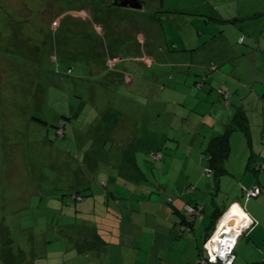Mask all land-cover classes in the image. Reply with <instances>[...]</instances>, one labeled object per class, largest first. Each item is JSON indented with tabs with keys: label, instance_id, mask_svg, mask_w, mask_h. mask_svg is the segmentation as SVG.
Returning <instances> with one entry per match:
<instances>
[{
	"label": "rangeland",
	"instance_id": "rangeland-1",
	"mask_svg": "<svg viewBox=\"0 0 264 264\" xmlns=\"http://www.w3.org/2000/svg\"><path fill=\"white\" fill-rule=\"evenodd\" d=\"M251 1L0 0V264H80L131 134L146 167L248 108Z\"/></svg>",
	"mask_w": 264,
	"mask_h": 264
},
{
	"label": "crops",
	"instance_id": "crops-1",
	"mask_svg": "<svg viewBox=\"0 0 264 264\" xmlns=\"http://www.w3.org/2000/svg\"><path fill=\"white\" fill-rule=\"evenodd\" d=\"M251 3L253 10L244 18L249 16L255 21L247 31L250 41L258 43L253 60H250L252 75L258 71V66L264 70V0H252ZM254 81L253 101L248 108L244 104L236 110L228 124L227 120L222 122L219 132L215 125L210 126L214 130L209 137L202 142L200 137L193 138L192 144L188 142L186 148H182L181 138L172 135L171 156L164 152L158 157L151 155L160 149H150L143 154L146 167L151 165L147 170L138 160V143H131L135 141V135H130L125 146L118 149L123 152L122 158L120 153L111 157H117L121 163L110 172L114 171L117 180L107 194L110 198L106 202L105 215L102 220L97 215L96 225L84 226L87 228L83 231L88 232L85 243L87 250L91 251L80 264H200L203 242L212 235L219 220H214L216 214L225 213L235 202L240 203L244 211L257 221L238 239L235 264H264V169L252 170L264 165V72ZM238 91L236 95H240L241 89ZM247 91L245 88V93ZM235 98L230 97L232 103L225 104L235 107L238 103ZM249 98L251 100V96ZM252 109L256 111L254 122L247 116V111ZM239 111L245 114L250 138L242 129L234 130L230 135V153L223 171L215 176L213 169V173L208 175L206 171L211 166V156L205 150L212 139L228 130ZM104 136H107L106 131ZM104 144L102 150L105 152L107 142ZM130 149L133 150L130 157L139 168H130L129 154L126 157L124 154ZM111 153L109 149L107 154ZM166 156L172 159H166ZM251 159V166L248 167ZM154 160L157 165L152 164ZM128 168L129 174L124 175L123 170ZM92 172L93 166L89 173ZM157 175L160 176L158 181L155 180ZM109 184L112 186L110 182L104 183L106 188H110ZM253 186H260L261 194L244 200L245 189ZM88 187L92 189L89 184ZM111 199L115 201L109 203ZM186 203L202 205L203 216L187 215L184 211ZM79 251L83 250L79 248ZM84 254L87 256V252Z\"/></svg>",
	"mask_w": 264,
	"mask_h": 264
},
{
	"label": "built area",
	"instance_id": "built-area-1",
	"mask_svg": "<svg viewBox=\"0 0 264 264\" xmlns=\"http://www.w3.org/2000/svg\"><path fill=\"white\" fill-rule=\"evenodd\" d=\"M160 156L159 154L154 157ZM207 174L211 175L212 170L207 169ZM261 194L259 186H253L250 189H245L243 198L248 201ZM238 204L241 210L245 213V217L240 221L227 220L226 215L230 209ZM186 213L193 216H203V206H185ZM257 221L244 211L240 203H232L227 211L219 218L215 231L207 237L203 243V256L200 258V264H235L236 246L240 236L256 225Z\"/></svg>",
	"mask_w": 264,
	"mask_h": 264
},
{
	"label": "trees",
	"instance_id": "trees-1",
	"mask_svg": "<svg viewBox=\"0 0 264 264\" xmlns=\"http://www.w3.org/2000/svg\"><path fill=\"white\" fill-rule=\"evenodd\" d=\"M258 15H255V16H258ZM38 121L42 122L43 124H46V122L45 121H42L41 119H39ZM238 128L239 129H242L246 133L247 137L250 138L249 131H248V127H247V121L245 120V114H244L243 111H239L238 112V114L236 115L234 121L228 126V130L223 135L218 136V137L212 139V141L210 142L208 148L205 150L206 152L210 153V156H211L210 159H209L210 164H211L210 169L212 170V173H213V169H214L215 176H219L220 173L223 171L222 168H223L224 163H225V161L228 158L229 153H230V135H231V133L234 130H236ZM60 130H61V128H59L58 131H60ZM62 130H63L62 136L65 137L64 136V129L62 128ZM131 143L136 145V142L135 141H133ZM109 146L111 147V143H110ZM109 148H107V146H106L105 152L108 153ZM132 151L133 150H131V149L130 150H126L125 151L126 153H124L125 154V157H126V154H129V155H127V158L129 159V162H130L129 163L130 164V168H139L137 166V164H135L133 162L134 159L130 157V154H131ZM157 154H159V155L162 156L163 152L161 150H157V151H154L153 153H151V155H153V156L154 155H157ZM127 158L125 159V161L127 160ZM251 162H252V159L250 160V163H249L248 167L251 166ZM260 169H264V165H261L260 168H256V167H253L252 168L253 171H258ZM122 173L124 175H128L129 174V168L127 170L124 169ZM104 186L107 187L106 185H104ZM88 188L89 187L87 186V187H85L83 189L84 190H87ZM261 192H262V188H261ZM89 195H91V194H88V195L87 194H84V195L81 196L80 195V192L77 191L75 197H77L79 199V198L88 197ZM187 204L188 205H192L190 203H186L185 206ZM185 206H184V211H185ZM192 206H202V205H192ZM186 214L187 215H190L188 213H186ZM203 214H204V212H203ZM223 214H224L223 211H221L220 213H217L216 214V217L214 218V220L216 219V221H217ZM201 216L202 215H200L198 217H201ZM89 246H91L90 243H89Z\"/></svg>",
	"mask_w": 264,
	"mask_h": 264
},
{
	"label": "bare ground",
	"instance_id": "bare-ground-1",
	"mask_svg": "<svg viewBox=\"0 0 264 264\" xmlns=\"http://www.w3.org/2000/svg\"><path fill=\"white\" fill-rule=\"evenodd\" d=\"M245 217V213L241 210L238 204H235L226 215L227 220L240 221Z\"/></svg>",
	"mask_w": 264,
	"mask_h": 264
},
{
	"label": "water",
	"instance_id": "water-1",
	"mask_svg": "<svg viewBox=\"0 0 264 264\" xmlns=\"http://www.w3.org/2000/svg\"><path fill=\"white\" fill-rule=\"evenodd\" d=\"M130 7H132V8H139V7H142V5H137V4H132V5H129Z\"/></svg>",
	"mask_w": 264,
	"mask_h": 264
},
{
	"label": "clouds",
	"instance_id": "clouds-1",
	"mask_svg": "<svg viewBox=\"0 0 264 264\" xmlns=\"http://www.w3.org/2000/svg\"><path fill=\"white\" fill-rule=\"evenodd\" d=\"M60 132H62V133H63L62 129L59 131V133H60Z\"/></svg>",
	"mask_w": 264,
	"mask_h": 264
}]
</instances>
